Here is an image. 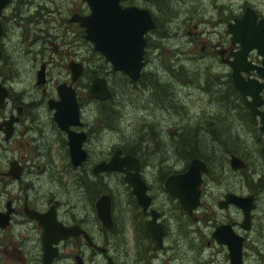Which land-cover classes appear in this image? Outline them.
Wrapping results in <instances>:
<instances>
[{"label": "flooded vegetation", "instance_id": "flooded-vegetation-1", "mask_svg": "<svg viewBox=\"0 0 264 264\" xmlns=\"http://www.w3.org/2000/svg\"><path fill=\"white\" fill-rule=\"evenodd\" d=\"M47 4L45 0H4L0 7V264H42L43 227L48 228V247L53 251L48 264H151L152 257L164 248L167 232L164 205L150 190L142 162L136 156L138 173L149 195V204L144 210L123 179L122 171H94L95 164L107 160L114 149H120L119 155L129 153L117 146L105 152L102 148L93 151L91 145L96 134L102 135L107 130L108 113L103 108L86 105L108 98L89 97L88 85L94 76H100L109 90L107 81L101 75H92L88 69V65H92V56L81 52V46H70L67 42V48L59 52L53 40L57 37L49 32L53 26L65 28L59 32L74 34V40L77 37L83 39V48L87 51L84 30L71 17L86 15L89 9H77L72 0L68 1V9L62 6L53 9ZM239 8V12L228 10L224 16L226 27L216 34L218 39L214 43L203 40L199 49L200 58L208 61L205 64L207 77L213 81H205L202 90L219 95L226 104L222 106V112L201 126L206 139L198 142L196 157L205 167L200 173L198 205L202 203L204 192L212 196V201L222 211L236 206L231 202L219 205L226 193L251 196L246 228L240 225L241 212L240 220L224 218L213 223L210 230L212 240L223 245L216 241L212 231L219 224H228L232 231L242 236L243 254L247 232L252 227V208L264 191V131L260 130L259 116L251 115L233 85L229 63L233 61L238 45L231 42L227 25L239 19L246 8L254 12L256 20L264 18V14L248 4ZM48 15L53 18L49 19ZM217 16L223 14L218 12ZM56 22L58 24H54ZM77 32L79 36H76ZM29 54L34 70L32 76L22 78L19 70H25L23 64ZM260 59L254 49L245 55V60L252 65H258ZM72 65L81 69L75 80L71 79L69 66ZM40 68L42 77L38 78ZM242 76L264 83V78L254 71L242 73ZM83 78L84 83L81 82ZM60 84L74 90L78 105L76 122H66L65 128L58 124L55 107L51 106L59 99L57 87ZM260 95L264 97L263 89ZM262 108L260 103L258 110ZM92 110L95 113L89 117ZM68 130L82 135L77 137L84 151L79 162L71 160ZM232 155L242 159L244 165L232 167L229 164ZM249 160V172L240 174ZM109 174L119 175L128 185L124 189L126 197L120 198L109 189ZM237 185L245 187V193H239ZM103 194L108 195V224H103L95 208V201ZM150 209L158 213L156 220L162 223L159 246L146 236L144 230ZM70 227L66 236H58L62 232L60 229Z\"/></svg>", "mask_w": 264, "mask_h": 264}, {"label": "rangeland", "instance_id": "rangeland-1", "mask_svg": "<svg viewBox=\"0 0 264 264\" xmlns=\"http://www.w3.org/2000/svg\"><path fill=\"white\" fill-rule=\"evenodd\" d=\"M68 1L71 0H45L53 9L57 6L68 9ZM72 1L77 9L86 7L87 10L83 0ZM120 3L147 9L155 24L144 34L143 66L136 81L113 71L102 55L89 46L90 41L88 50L84 51L83 39L74 40V34L59 32L65 28L56 29L49 23L53 26L49 32L57 37L50 39L57 43L58 51L67 48V42L70 46H81V52L92 56L88 69L92 75L105 77L111 91L107 100L86 105L103 108L109 114L107 130L92 139L93 151L102 148L105 152L117 146L142 162L150 190L164 205L167 227L164 248L152 257L151 264H225L227 249L212 240L211 226L224 218L240 220V209L234 206L227 211L219 210L212 196L204 192L201 205L193 210L196 218L192 220L165 190L163 179L168 173L183 171L189 158L198 156V142L206 139L201 126L222 112L226 104L219 95L202 90L205 81L213 82L206 74L208 61L199 55L202 41L214 43L218 39L216 34L226 27L224 16L229 9L239 12L240 6L248 4L264 14V0H123ZM218 12L223 16H217ZM31 57L29 54L23 64L25 70H19L22 78L32 76ZM60 70L63 72V68ZM89 113L93 117L95 111ZM250 162L240 174L249 172ZM108 183L109 189L120 198L126 197L124 189L128 185L119 175L109 174ZM237 190L245 193L246 188L237 185ZM252 214V227L247 232L243 254L241 247L242 264H264V191L256 200Z\"/></svg>", "mask_w": 264, "mask_h": 264}, {"label": "water", "instance_id": "water-1", "mask_svg": "<svg viewBox=\"0 0 264 264\" xmlns=\"http://www.w3.org/2000/svg\"><path fill=\"white\" fill-rule=\"evenodd\" d=\"M88 6L89 12L86 15L74 14L71 20L78 22L83 28V38L92 43L93 50L102 55L111 69L121 72L129 80L135 81L139 77L142 68V58L145 45L144 34L154 28V23L149 11L134 5L121 6L123 0H83ZM148 1V0H146ZM4 0H0V7ZM231 33V42L237 43L238 50L234 53V59L229 64L232 69L231 78L234 87L239 91L244 100V104L250 110L252 116L258 115L260 130L264 131V97L260 91L264 90V83L254 78L244 79L242 73L254 71L258 77L264 78V18L255 19L254 12L246 8L243 15L227 25ZM254 49L261 57L258 65H252L245 60L248 51ZM71 79L75 80L80 74L78 65L69 66ZM37 77H42V69L37 72ZM59 99L51 104L55 107V118L61 128H65L66 122H76L78 115V105L75 100L74 90L60 84L57 87ZM88 96L98 99L110 97V90L107 89L105 79L94 76L88 85ZM250 99H247V97ZM263 105L258 110L259 104ZM68 118V120H65ZM78 122V121H77ZM68 147L71 160L79 162L84 156V151L80 148L78 136L81 134L73 131L67 132ZM120 149L116 148L107 160L95 164L94 171L100 170H120L124 173L123 179L137 199V203L144 210L149 204V195L146 192V184L138 173V159L130 154L119 155ZM76 158V160H75ZM232 167H242V159L232 155L229 160ZM204 164L196 156L189 158L186 168L180 172L169 173L163 180L166 191L173 195L180 206L185 209L191 219L195 218L194 208L199 202L200 173L204 170ZM227 202L234 203L242 212L240 225L244 228L248 226V211L251 206V196H239L233 193H226L224 199L219 202L224 206ZM97 216L103 222L109 221V201L108 195L103 194L95 201ZM158 213L154 209L149 210V217L144 221L146 236L152 238L156 244L161 245L162 223L157 221ZM48 228L43 227L41 232L43 244V262L48 264L53 251L50 250L47 240ZM58 236H66L71 231L70 228H62ZM217 242L223 243L227 249V264H241V243L242 236L232 231L228 224H219L212 231Z\"/></svg>", "mask_w": 264, "mask_h": 264}, {"label": "trees", "instance_id": "trees-1", "mask_svg": "<svg viewBox=\"0 0 264 264\" xmlns=\"http://www.w3.org/2000/svg\"><path fill=\"white\" fill-rule=\"evenodd\" d=\"M110 96H111V95H110ZM108 115H109V114H108ZM130 150H133V149H130ZM130 150H129V151H130Z\"/></svg>", "mask_w": 264, "mask_h": 264}]
</instances>
